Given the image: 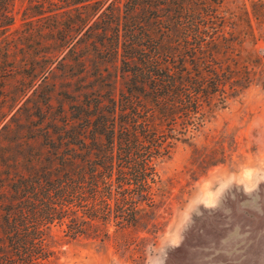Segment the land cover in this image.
Wrapping results in <instances>:
<instances>
[{"label": "trees", "instance_id": "trees-1", "mask_svg": "<svg viewBox=\"0 0 264 264\" xmlns=\"http://www.w3.org/2000/svg\"><path fill=\"white\" fill-rule=\"evenodd\" d=\"M26 1L46 27L9 32L17 0H0V264L54 258L53 227L136 228L158 163L264 74L242 57L259 1Z\"/></svg>", "mask_w": 264, "mask_h": 264}, {"label": "rangeland", "instance_id": "rangeland-1", "mask_svg": "<svg viewBox=\"0 0 264 264\" xmlns=\"http://www.w3.org/2000/svg\"><path fill=\"white\" fill-rule=\"evenodd\" d=\"M250 1L227 0L224 8L237 12L244 3L251 11ZM253 1L262 4L253 21L258 48L246 45L242 57L264 58V0ZM28 5L17 0L9 32L27 21L49 24ZM157 171L162 189L136 228L116 233L110 225L103 241H67L53 227L56 256L42 264H264V74L178 142Z\"/></svg>", "mask_w": 264, "mask_h": 264}]
</instances>
